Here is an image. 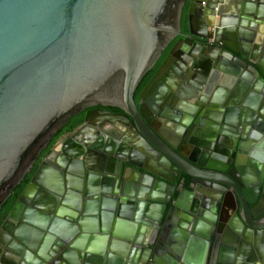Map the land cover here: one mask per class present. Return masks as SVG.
Segmentation results:
<instances>
[{
    "label": "water",
    "instance_id": "95a60500",
    "mask_svg": "<svg viewBox=\"0 0 264 264\" xmlns=\"http://www.w3.org/2000/svg\"><path fill=\"white\" fill-rule=\"evenodd\" d=\"M178 37L154 102L168 91L183 115L209 109L190 142L148 118L144 94L135 101ZM85 111L0 227V264H264V0H0V210ZM116 123L159 157L156 168L127 160L155 186L134 179L129 193L127 170L120 191L95 182L113 172V144L81 135ZM163 156L191 179L174 201Z\"/></svg>",
    "mask_w": 264,
    "mask_h": 264
},
{
    "label": "flooded vegetation",
    "instance_id": "af4514ba",
    "mask_svg": "<svg viewBox=\"0 0 264 264\" xmlns=\"http://www.w3.org/2000/svg\"><path fill=\"white\" fill-rule=\"evenodd\" d=\"M187 10H188V4L184 10L183 18H182V32H183V34H187L189 32L188 26H187ZM181 39H182L181 37H178L176 40H174L172 42V44L168 47L167 51L164 53V55L158 61L156 66L153 68V70L151 72H149V73H151L150 75H152V76H149V78H147L148 79L147 82L142 87V83L144 82L145 78L143 79V81L141 82V84L138 87L137 92L135 94V101L138 105H140L141 96L144 94L145 100L142 104L146 106V109L149 112L148 118H153V120L156 121V124L159 126V128L161 130H165L168 134L173 135L175 138L180 140L179 142H181V140L183 142V139L188 134L189 139H190L189 142H190L193 138L196 139L198 137L199 125L203 124L204 121L206 120L205 118H206L207 114L209 113V109H207V108L201 109V108H198L194 104L195 108H192L190 110L189 114L183 115V114L177 112L176 109L169 107V105H168L169 102L171 104L174 102H175V104H177V103L179 104L181 99L177 96H173L168 91L165 93V95L163 97H161L162 99L161 98L157 99L158 104H155V102H154V100H155L154 97H155L156 93L158 92L160 85L162 84L161 82H159V83L156 82V81H158V79H156V75L160 71V69L162 68L165 60L169 56L173 47ZM183 45H185V44H183ZM162 76H163V74H162ZM152 86H155V87L152 88ZM174 86H176V85L174 84ZM107 110L110 112H113V113H121L119 110H116V109H107ZM87 112L88 111H85V112L81 113L80 115H84L86 117ZM166 114H168L169 117L178 118L179 123L166 121L164 118ZM182 122H184V124L187 125V127H184L182 125ZM84 124H85V120L81 125H79L77 128H75L73 131H71L69 133H67V132L64 133L58 141H60L64 137L70 136L76 130L81 129ZM95 128L96 129L93 128L90 131H85L81 135V139L87 140V141L93 140V142H95V143L100 142L103 145H108L110 143L113 144V148H111L112 154L107 157L106 167H105V169L109 168V169L113 170V172L107 173V171H104V172L93 173L94 174L93 178H95L94 180L96 183L100 184L103 182V180H105V181L111 180V183H110L111 185L109 186V188H111L112 190H117V191L119 190L120 191V189H122V187H123V182H121L122 181V175H119V172L120 171L122 172L123 170H127V174H128L129 179H130V182H128V184L130 185L129 186L130 187L129 193H135V191L137 192V190L134 186L135 184H132V180H134V179H136L138 181H141L144 179L150 180L152 183V186H155V184H157L156 180L149 179V177L146 178L147 176H145L141 172H138V170L133 169V168H128L127 160L130 159L131 157L134 158V160L136 162H138V163L142 162V165L148 166L150 168H156L155 166H157V165L161 166V164L159 163V157L154 159L152 157H146L145 156V153L143 152V150H147L149 147H148V145H146L145 140L139 134H137L134 130H132L131 126L126 127V126L121 125L120 123H116L114 125H111V124L106 125L103 130L98 129L97 127H95ZM81 130H83V129H81ZM88 135H90V136H88ZM57 142L55 143V145L57 144ZM55 145L52 146L51 148L49 145L48 149H46L44 151L45 153L41 157L40 161H42V159L45 157V155L48 152H50L55 147ZM195 149L196 148L193 145H190V143L185 144V151H188L189 156H192L193 153H195ZM149 153L153 154L154 151L150 149ZM141 158H143V160H141ZM96 161L98 163L101 162L100 160L99 161L96 160ZM148 161H149V163H148ZM150 162H152L154 164H152ZM163 174L166 175L167 177H169L171 180L175 181V183L173 185H166L163 182V192H164L163 193V200H167V199L170 200L172 198V201H174L177 197V194H178L177 190H174V187H176V188L180 187L182 189V187H183L181 185L182 183L184 184V186H187V187H189V185L191 184V179L189 177L185 176L182 172H178L177 168L171 163V161L167 160L164 156H163ZM95 182H94V184H96ZM116 199L118 201H121L122 197L118 196V194H117ZM130 200H133V199H130ZM171 208H172V205L169 204L168 209H171ZM163 212H164V209H163Z\"/></svg>",
    "mask_w": 264,
    "mask_h": 264
},
{
    "label": "trees",
    "instance_id": "16d2710c",
    "mask_svg": "<svg viewBox=\"0 0 264 264\" xmlns=\"http://www.w3.org/2000/svg\"><path fill=\"white\" fill-rule=\"evenodd\" d=\"M150 74L151 73H149L145 77L144 82L142 83V87L147 82V80H148L147 78H149V76H152ZM84 120H85L84 115H79L77 117H74L72 120H70L69 123L67 125H65V127L60 131V133L57 134L53 138L52 142L50 143V148L55 145V143L60 139V137L64 133H66V132L69 133V132L73 131L75 128H77L79 125H81L84 122ZM44 153L45 152L42 153L41 157L44 155ZM41 157L39 158V161L35 164V167L32 170V172L30 174H28L25 177L24 181L14 189L11 197H9V199L2 206V210H0V227L2 226L5 218L10 214V212L12 211V209L14 208L16 203L22 197V195H23L24 191L26 190L27 186L29 185L33 175L35 174V172L39 168V165L41 162L40 161Z\"/></svg>",
    "mask_w": 264,
    "mask_h": 264
}]
</instances>
